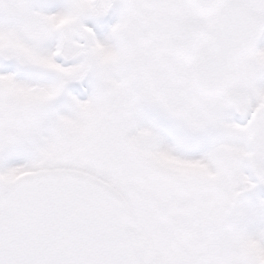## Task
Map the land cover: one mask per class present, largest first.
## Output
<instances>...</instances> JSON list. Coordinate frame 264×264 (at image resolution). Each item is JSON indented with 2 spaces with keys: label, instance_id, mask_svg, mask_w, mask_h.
<instances>
[{
  "label": "snow or ice",
  "instance_id": "obj_1",
  "mask_svg": "<svg viewBox=\"0 0 264 264\" xmlns=\"http://www.w3.org/2000/svg\"><path fill=\"white\" fill-rule=\"evenodd\" d=\"M0 264H264V0H0Z\"/></svg>",
  "mask_w": 264,
  "mask_h": 264
}]
</instances>
